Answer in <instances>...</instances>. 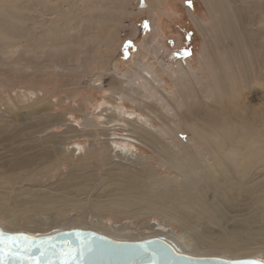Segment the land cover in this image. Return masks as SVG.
<instances>
[{
	"label": "rangeland",
	"instance_id": "obj_1",
	"mask_svg": "<svg viewBox=\"0 0 264 264\" xmlns=\"http://www.w3.org/2000/svg\"><path fill=\"white\" fill-rule=\"evenodd\" d=\"M126 1H129L127 6L130 11L140 7L141 1L144 0H0V19L8 26L6 30L0 32V50H4L0 51V218L5 220L7 215L16 222L9 225L6 231L31 235L46 234L48 229L58 224L55 222L59 220L53 221L56 218L65 221V224H58L64 227L61 229L65 231L77 228L92 230L93 226H84L79 220L93 224L104 220V227L111 229L128 226V231L123 232L121 239L117 237L118 240L136 241L151 237L152 231L148 230L151 225H158L159 229L168 228L178 236L184 235L185 231L181 227L183 224L187 226L186 232L193 237V241L196 239L200 241L199 246L203 245V239L206 237L207 240L226 239L230 242L248 244L250 247L264 246V0H242L246 3L253 2V6L247 4V11L241 8L243 13L240 11L243 3L233 0L237 2L235 5L238 7H235V10L238 11L237 15L240 18L238 20L242 21L244 31L248 33L252 43L255 41L262 45V48L258 49L261 58L255 60L250 72L243 74L238 81L234 99L225 100L221 104L220 101L213 102L211 95H208L209 98L203 95L199 97L191 88L186 95L166 70L170 69L174 75L180 74L182 68L197 72L202 80V91L205 93L210 91L211 82L205 79L203 73L204 63L215 58L214 53L218 49L222 50L220 46L230 47L228 45L232 40L230 37L222 40L225 33L220 34L217 25L224 22L220 10H232L233 1L208 0L207 4L203 0H191L190 6L188 0H154L159 8L163 7L165 1L168 3L165 13L156 9L131 17H127L125 10L118 7V4ZM107 7L111 13L106 10ZM121 7L125 9L124 6ZM214 7L216 12L213 11ZM189 9L196 13L202 23L201 26L198 27L190 17ZM121 10L123 22L120 28H115L113 23L118 26L115 18L122 14L116 13ZM99 14L107 20L96 30L94 25L97 26L99 23ZM244 16L245 18H242ZM86 20L88 24H85ZM58 26H66L68 29L66 36L77 34L81 36L80 32L83 31L88 37L84 35V42L75 49L72 43L66 45L56 39L52 32ZM91 29L93 30L90 31ZM162 51L164 57L161 58L165 61L163 64H167L166 67L159 62L161 59L155 58V54L158 55ZM203 57L205 61H202ZM136 64H142V69H153L164 92L170 94L166 97L170 98L168 101L164 98L158 99L164 102L166 111L163 108L165 112L161 113L163 123L154 122L156 133L160 135V137L152 135L155 138L153 141H157L154 144L156 150L135 140L130 142L134 153L143 157L142 164H147L146 171L142 174L150 183H144L141 196L144 199L152 197L156 199L139 211V214L131 215L127 208H122L125 205L121 201L122 197H119L120 201H115L111 197L109 203L104 202L107 200L106 193H103L99 185V178L104 177L109 169L99 157L95 155L92 159L90 155V151L100 143L104 142L110 150L117 142L125 141L112 140L114 135L107 137L93 133L71 137L69 128L85 123L84 111L89 112V118L91 117L90 119L101 127L103 123L101 116L95 113L96 108L115 107L118 104L115 105L114 100L120 101V97L117 99L112 90H109L111 82L116 87L132 83L129 89L132 85L143 86L141 76H137ZM107 72L112 75H105ZM98 77L101 78L104 89L97 88L96 85L100 83L96 81ZM174 78L176 79V76ZM186 85H189L188 81L184 86ZM34 90H37V93L39 91L40 99L25 101L22 97L23 92ZM139 93H150L154 96L149 90ZM137 104V101L130 102L125 99L119 106L145 116ZM190 104L193 106H189ZM212 105L217 112L225 115L224 124L219 126L221 128L212 131H206L202 127L192 128L176 118L178 114L186 113L188 110L198 111L203 115L209 114L213 109ZM70 108L74 110L71 111ZM204 124L203 121L200 122L201 126ZM166 127L177 131L184 144V151L197 152L195 156L198 161H205L213 168L206 171L209 179L217 178L218 171L226 170L224 179L241 186L240 192L226 198L220 190H207L200 198L204 202V207L199 208L196 204L189 203L192 196L199 198L197 186L200 183L183 181L184 176L180 170L170 168L167 162L162 164L165 161L163 158L167 159L162 153L167 149L172 151L171 153L176 151V142L172 135H166ZM66 132L70 136L62 139ZM78 146L91 147L90 150L89 148L86 150L84 156L78 154ZM87 155H90L93 165L90 167L91 170L88 168L89 170L83 172L76 166L87 161L89 158ZM221 163L226 168L219 165ZM102 170H106L107 173L104 171L103 174ZM66 174H70L74 180L83 177L82 180L86 179V183H91L92 187H86L83 192L68 185L66 188L61 187L65 183ZM166 178L174 187L170 189L168 197L158 199L160 183ZM180 182L183 184L180 185ZM56 187L65 188V193L70 198L81 197L86 198V201L81 207L62 208L60 213L52 210L57 214L47 211L46 214H38L39 217L35 215L37 212L31 207L34 197L37 199L36 197L42 193L54 192ZM148 193L152 197L147 195ZM96 198L103 202L101 206L91 205L90 201ZM24 207L29 208V211L20 212L19 210ZM214 209L217 210V219L212 215ZM111 211L115 214H110ZM37 221L42 224L39 228L46 232L38 231L35 224L26 226ZM72 221L75 224L72 225ZM46 223L51 226L48 227ZM98 231L107 233L106 230L97 229L96 232ZM232 235L236 237L234 240ZM162 236L178 245L173 235ZM218 252L208 251L195 256L264 260V250L259 255H249L247 252L246 254L231 252L233 255L230 252Z\"/></svg>",
	"mask_w": 264,
	"mask_h": 264
},
{
	"label": "bare ground",
	"instance_id": "obj_2",
	"mask_svg": "<svg viewBox=\"0 0 264 264\" xmlns=\"http://www.w3.org/2000/svg\"><path fill=\"white\" fill-rule=\"evenodd\" d=\"M203 1L208 4V0H203ZM239 1L241 3H243L240 6V11H241V8L242 9L244 8L247 11V4L253 6V2L246 3L242 0H239ZM126 2H128V3H126ZM126 2H123V3L121 2L120 4H118V7L120 9L125 10L124 13L127 15V17L134 16L135 14H139V13L144 12V11H148V10L151 11V10H156V9L162 13H165L167 8H168V5H167L168 3L166 1L164 2L163 7L159 8V6H156L157 4H155L156 2L154 3V0H144L143 2L141 1L140 7L135 8V10L129 11L128 6H127V4H129V1H126ZM233 3H234V7L232 8V10H230V9H227L224 11L220 10L221 14L224 17V22L221 25H217V30L220 32V34H223V33L226 34V35L224 34L222 36V40L225 37H230V39L232 40V42L228 45L230 47H227V45H225V47H227V48H225L224 45L220 46L222 50L218 49L214 53L215 58H213V60H210L209 62L204 63L205 69H204L203 73L205 74V79H207V81L211 82V84L209 85L210 91L208 93H205L204 91H202V89H201V84H202L201 81L202 80L200 79L199 75H197V72H194L192 70H187L186 68L181 67L182 69L180 70V74L174 75V74H171L170 69L166 70L167 73L170 74L171 77L173 78V80L178 84V87L182 88V90L185 92L186 95L189 93L188 90L191 88L192 92L197 93L199 97H201L200 95H203L207 98H209L208 95L213 96L212 101L216 102V103H218L220 101L219 103L221 104V102H224L225 100L234 99V97H235L234 91L236 90V88L238 86V81L240 80V78L242 77L243 74H245V73L248 74L250 72L252 67L255 65V60L261 58V55L258 54V52H259L258 49H261L262 45L261 44L258 45V43H256L255 41H253V43H252L248 33L244 31V27L241 23L242 21L238 20V18H239V15H237L238 11L236 12V10H235L238 7L237 5H235V4H237V2L233 1ZM121 5L124 6L125 9L122 8ZM255 5H257V4H255ZM208 7H209V5H208ZM102 8H103V6H102ZM106 10H108V7L106 8ZM123 10H121L120 12H118L116 14L122 13ZM100 11H102V10H100ZM100 11H99V13H100ZM108 11H110V10H108ZM213 11L216 12L215 7H214ZM110 13H111V11H110ZM188 13H189L190 17L195 21L196 25L198 27H199V25L201 26L202 23H201L200 19L198 18V16L196 15V13L191 9H189ZM8 15H11V14H8ZM229 15H230V18H229ZM111 16H112V14H111ZM122 16H123V13L120 14L119 17L115 18L116 22H118V26L113 23V26L115 28L122 25V22H123V21H121ZM99 17L100 18L97 17L99 19L98 25L97 26H96V24L94 25L96 27V30L102 24L103 21L107 20V18L104 16L100 15ZM108 17H110V15ZM240 17H241V14H240ZM242 18H245V16ZM112 20H110V21L112 22ZM95 21H96V19H95ZM86 23H87V20L85 21V24ZM125 26H127V25L125 24ZM65 27L64 26H58V27L53 29L52 33L56 36V39L58 41H60L61 43H63V44L72 43L73 45H75V49H76V47L78 48V45H80L82 42H84L83 36L86 35V33H84L82 31V33L80 32L81 36H79L78 34L74 35V36H70V35L66 36V32L68 29H66ZM7 28H8V26H5V21L3 23V19H0V32H2L3 30H6ZM92 30L93 29H91L90 31H92ZM70 37H72L73 39ZM86 37H88V35H86ZM71 39H72V41H70ZM207 41H206V44H207ZM66 45H68V44H66ZM91 48H92V46H91ZM225 49H228V50H225ZM2 50L3 49H1L0 51H2ZM20 50L23 51L22 49H20ZM75 52H77V51H75ZM84 52H86V51H84ZM4 53H2V54L5 55ZM162 54H163V51H162V53L160 52V54H158V55L155 54V58L161 59V60H159V62L161 64H163V62H165V61H162V58H161L163 56ZM7 58H8V56H7ZM163 60H165V59H163ZM202 61H205V57H203ZM139 64H136V67L138 69L136 71H137V76L138 77L141 76V80H143V82H144L143 86L139 87L136 85L135 86L132 85L131 89H129V85L132 83L121 85L120 87H116V86H114V83L111 82L109 90H112L111 92H113L114 95L117 96V99L120 97V101H119V99H118V101L114 100L115 105L118 104L115 107L113 106V107H108L107 109H102L103 107L101 106L100 108L99 107L96 108L95 113L98 114L99 116H101V123H103V125L101 127L98 126V124H96L92 119H90L91 117L89 118V112L84 111V113H85L84 118L86 119L85 123L82 125L81 124L74 125V126L72 125L69 128V129H71V132H69L71 134V137H72V135L75 136V135H81V134L84 135V134L93 133V135L100 136L103 134L104 136H107V137L114 135L113 136L114 138H112V140L120 139V141H125V143L117 142V144L116 145L114 144L113 145L114 147H112V149H110V150L104 142L100 143L98 145V147H96L94 150L90 151L91 152L90 155H92V159H93V157H95V155L97 158L99 157V159L102 162H104V164L106 165V166L105 165L104 166L108 167V169H109L108 173L106 170H104L107 174L103 175L104 177L100 176V178H99L100 182L97 181V183L98 182L100 183L99 185H101L103 193H106L107 200H104V202L109 203L111 201L109 198H111V197L115 201H120L119 197H122L123 199H121V201L125 204L122 206V208H127V210L130 212L131 215L139 214L138 213L139 211H142L143 208H145L149 203L155 202L156 199H154V197H152L150 193H148L147 195L152 197L151 199H144L141 196L142 189L144 187V183L145 184L150 183V182L146 181V179H145L146 176L144 177V175L142 174L146 171L147 164L146 163L144 165L142 164L143 163V157L141 155H137L134 153V148L130 145V142L132 140H135V141L141 142V143L145 144L146 146L152 148L154 151L156 150L154 144L157 141L156 140L153 141L155 139L154 136L160 137V135H158L156 133L157 129H155L154 122L157 121L158 123L160 122V124L163 123V116L161 113L166 111V109L164 108L165 107L164 102L163 101L160 102V100H158V99L164 98V99H166V101H168L170 98V97H168V98L166 97V96H170V94L164 92V90L162 89V84L159 82V79L155 77V74H157V73H155L153 71V69H151V68L149 70L142 69L143 68L142 64L141 65H139ZM166 65L167 64L165 63L162 66L166 67ZM110 66H111V64L108 67H110ZM233 66H234V69L232 70ZM105 75L109 76V75H112V73L107 72V73H105ZM174 76H176V79L174 78ZM100 79H101L100 77H98V79H96L97 82L98 81L100 82L96 86L98 89H104L102 80H100ZM96 81H94V82H96ZM187 81H188L190 86L189 85L184 86ZM182 85H183V87H181ZM191 86H193V87H191ZM148 90L152 94H154V96L151 95L150 93H145V94L139 93L140 91L147 92ZM34 91H31V92L29 91L28 93L23 92L22 97L25 99V101H28V100L34 101V100L40 99V95L38 94L39 91H38V93H37V90H34ZM40 93H42V92H40ZM125 99H127L130 102L137 101L138 107L144 112L145 116L138 115L136 112L128 111L124 107H120L119 105ZM58 102L60 103V101H58ZM226 104H227V102H226ZM189 106L192 107L193 104H190ZM163 108L165 111H163ZM211 108H213L212 111L209 112V114L206 113V115H203V114L199 113L198 111L188 110L186 113L178 114L176 118L180 122H183L185 125H190L192 128L202 127V129H204L206 131H212L215 128H217V129L221 128L219 126L221 124H224L223 118L225 115H224V113L217 112L214 105H212ZM69 110L73 111L74 108H70ZM201 121H203L205 123L203 126L200 125ZM117 131H121V132H125V133L118 134V133H116ZM70 134H68L67 132L64 133L63 137H65V138L62 137V139H67L70 136ZM116 135H119V136H116ZM152 135H154V136H152ZM166 135H168V136L172 135V137L174 138L173 139L174 142H176L177 148L175 147L176 151L174 153H171L172 151L170 152L168 149L166 150L165 153H162V155H165L167 157V159L163 158L165 161L162 164H165V162H167L168 166L170 168L180 170L184 176L183 181H191L193 183H195V182L200 183L197 186V189L199 192V198L192 196L189 203H191L192 205L196 204L197 207H199V208L204 207V202H202L200 200V198H202L203 192L205 193L207 190L208 191L214 190V189L220 190L221 193L225 194L226 198L229 197L230 195H234V193L240 192L241 186L231 184L226 179H224L226 177V170H222V171L217 172L218 173L217 174L218 175V177H217L218 181H216L217 178H215V177H211L209 179L206 171L209 169H213V168H211L210 165L206 164L205 161H201V160H200L201 162L198 161L197 157L195 156L197 154V152H194L193 150H188V152L184 151V144L180 140V136L177 133V131H175L173 128L171 129V127H166ZM127 143H129V144H127ZM89 147H91V146H89ZM89 147L80 148L78 146V148H77V150L79 151L78 154L85 156L86 150H88ZM89 150H90V148H89ZM186 154H187V157H186ZM90 155L89 156L87 155L89 157V158H87V161H85L81 165L76 166V167L80 168L79 170L85 171L88 168L91 170L90 167L93 164L91 162L92 160L90 161ZM145 158L147 159V157H145ZM219 165H222L223 167H225L223 163H221ZM76 167H73V168H76ZM102 168H104V167H102ZM104 171L102 170L103 174H105ZM197 171L199 173L196 174L195 172H197ZM71 173L72 172H70V174ZM70 174L69 175L66 174L67 177L64 178L65 183L63 185L61 184L62 185L61 187L66 188V186L68 185L69 187L70 186L75 187L76 188L75 190L83 192L86 189V187H90L92 185L91 183L87 184L86 179L82 180L83 177H82V179H81V177H79V179H81V180H79V179L74 180L73 177L71 176L72 174L71 175ZM78 176H80V174ZM96 176H97V174H96ZM197 177H199V179H197ZM85 178H87V177H85ZM167 178H166V180L164 179L160 183V187H159L160 196L158 199H160V197H168L171 193L170 189H172L174 187L173 184H170L167 181ZM61 179H62V177H61ZM66 180H68V181L66 182ZM148 180L151 181L150 179H148ZM178 181H180V180H178ZM201 181H204V182L201 183ZM71 182H72V184H69ZM61 183H63V182H61ZM179 184L181 185V184H183V182H180ZM65 188H58L57 189V187H56V189H54V190L52 189L54 192L49 190L50 192H45V193L40 194V196L36 197L37 199H35V197L33 196L34 200L31 202L32 203L31 207H33L36 210L37 213L35 215H38V214L40 215V213L46 214L47 211L53 212L52 210H56L57 212H59L62 208L68 209V207L69 208L70 207L71 208L72 207H81L83 205L82 203L86 201V198H83V199H81V197L80 198H76V197L70 198V197H68L69 195L67 193H65ZM107 189H109V191ZM233 191H235V192H233ZM42 192H43V190H42ZM58 192H59V194H58ZM201 202H202V204H201ZM90 203H91V205H98V206H101L103 204V202L97 198L90 201ZM49 206H55L56 208L51 209ZM84 208H86V207H84ZM84 208H82V209H84ZM28 209L29 208L24 207L23 209H21L19 211L25 213L26 211H29ZM89 209H90V207H89ZM101 209H104V207H101ZM208 209L209 208H207V210ZM56 211L53 213H56ZM30 212H32V211H30ZM51 212H48V213H51ZM116 213L120 214V212H116ZM110 214H115V213L111 211ZM35 215H34V217H35ZM39 215H38V217H39ZM212 215H213L214 219H217L218 214H217L216 209L212 210ZM45 217H47V216H45ZM51 219H53V218H51ZM37 220L40 221L39 218ZM45 220H48V219H45ZM49 220H50V218H49ZM55 220H59V221L55 222ZM53 221L55 223H58L59 225L65 224V221H63V219H61V218L53 219ZM14 222L12 221V218L7 216V215H5V220L3 218H0V226L2 228H4L5 231H6V228L9 225H11L12 223L16 224V222L15 223ZM45 222H44V224H45ZM54 222H53V224H55ZM47 223H48V221H47ZM47 223H46V225H47ZM79 223L84 225V226H87V225L93 226L92 228L95 231L97 229L102 230V231L106 230L107 233H103V232H101V233L105 234L111 238H114V239L116 238V240H118L117 237H119L121 239V235L124 234L123 232L125 230L128 231L127 229H129L128 226H120L117 228L113 227V229L108 228V227H104V224H105L104 220L100 221V222H95L94 224L91 222H88L86 220H79ZM34 224L38 226V231H43L39 228L42 224L38 221H37V223L32 222L31 225L29 224L26 226H32ZM58 224H56L52 228L48 229V231H47V233L49 232L48 234L47 233L42 234V235L39 234L37 236H49V235H53V234L58 233V232L65 231V230L61 229L64 227H61ZM71 224L73 225V224H75V222L72 221ZM13 226L14 225H12V227ZM49 226H51V224ZM181 227L185 231V234L178 236V235L174 234V232L169 230L168 228L166 229L165 227H162L161 229H159L158 225H151L148 227V230H151L152 233L150 235L151 237H148V238H152V237L165 238L164 236H162L164 234L169 235L170 237H171V235H173L176 238V241H177L176 243L178 245H180V247H182V248H180L178 245H176L174 241H171V239L168 238V240L173 242V244L176 245L179 248V250H181L183 253L194 254V255H196V254L198 255L200 253H205L208 251H214V252L220 251L223 253L224 252H228V253L230 252V254H231V252H234L233 254H237L240 252H245V254H246V252H247L249 255L250 254H253V255L258 254L259 255L264 250V246L250 247V245L248 246V244H246L247 245L246 246V245L241 244L239 242H230L229 240L227 241L226 239L214 241V240H211L212 238L211 239L209 238L210 240L209 239L207 240L208 237H206V238L204 237L206 240L203 239V245L199 246L198 244H200V241L199 242L196 241L197 239L193 241V239H192L193 237L189 236L187 234V232H186L187 226L185 227L182 224ZM103 228H105V229H103ZM43 232H46V231H43ZM189 234H191V233H189ZM244 235H246V233ZM249 236L251 237L250 234H249ZM234 238H236V237L233 236L232 239L234 240ZM144 239H146V238H144ZM213 239H215V238H213ZM141 240H143V239H141ZM121 241H128V240L122 239ZM245 243H247V242H245ZM220 252H218V253H220ZM223 253H221V254L223 255ZM230 254H228V255H230ZM233 254H231V255H233ZM245 254H241V255L244 256ZM248 254H247V256H248ZM238 255H240V254H238ZM253 255H251V256H253ZM253 257H255V256H253Z\"/></svg>",
	"mask_w": 264,
	"mask_h": 264
},
{
	"label": "water",
	"instance_id": "obj_3",
	"mask_svg": "<svg viewBox=\"0 0 264 264\" xmlns=\"http://www.w3.org/2000/svg\"><path fill=\"white\" fill-rule=\"evenodd\" d=\"M8 233L17 234L20 232ZM79 233H83L84 235L79 236ZM25 235L35 237L38 241L43 239L44 247L48 246V238L50 237L55 238L51 243L57 246L71 243L74 253L79 241L94 242V250L77 257L78 264H152L151 258L143 254L142 249L139 247L142 244L151 251L162 253V255H158L156 264H224L225 261L254 259H226L212 256H195L183 253L167 238L152 237L137 241H121L94 230L81 228L66 230L49 236ZM6 259H8V264H19V257H6ZM57 264H59V260H57Z\"/></svg>",
	"mask_w": 264,
	"mask_h": 264
},
{
	"label": "snow or ice",
	"instance_id": "obj_4",
	"mask_svg": "<svg viewBox=\"0 0 264 264\" xmlns=\"http://www.w3.org/2000/svg\"><path fill=\"white\" fill-rule=\"evenodd\" d=\"M188 2L191 6V0H188ZM78 235L83 236L84 234L79 233ZM54 239L48 238V246L44 247L43 239L38 241L35 237L21 233H8L0 228V264H8L6 257H19V264H57V260H59V264H78L77 257L94 250V242L81 240L78 242L74 253L71 243L57 246L51 243ZM139 247L142 249L143 254L151 258L152 264H156L158 255H162V253L149 250L143 244ZM224 264H264V260L225 261Z\"/></svg>",
	"mask_w": 264,
	"mask_h": 264
}]
</instances>
